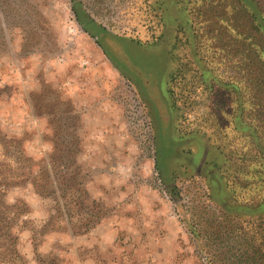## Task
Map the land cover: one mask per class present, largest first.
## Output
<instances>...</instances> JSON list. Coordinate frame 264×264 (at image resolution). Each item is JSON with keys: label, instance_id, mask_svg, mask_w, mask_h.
Returning a JSON list of instances; mask_svg holds the SVG:
<instances>
[{"label": "rangeland", "instance_id": "1", "mask_svg": "<svg viewBox=\"0 0 264 264\" xmlns=\"http://www.w3.org/2000/svg\"><path fill=\"white\" fill-rule=\"evenodd\" d=\"M234 1L0 0V137L34 177L0 187L21 207L19 261L1 229L0 264H223L210 222L258 200L228 187L256 153L236 109L264 72ZM172 75L187 106L169 103Z\"/></svg>", "mask_w": 264, "mask_h": 264}, {"label": "trees", "instance_id": "2", "mask_svg": "<svg viewBox=\"0 0 264 264\" xmlns=\"http://www.w3.org/2000/svg\"><path fill=\"white\" fill-rule=\"evenodd\" d=\"M258 1L235 0L234 2L239 8L245 9L248 13L251 32L259 34L264 39V11L262 4ZM180 69H184V72L186 71L185 69L193 72V69L188 68V65H185V63L181 65ZM176 78L177 75L170 76L166 83V94L169 103L171 102L173 107L177 109L180 106H187L183 101L185 98L191 99V96L196 95H187L185 94L184 87L183 89H179L175 86ZM250 84L251 86L247 89L246 93L247 97L244 99L246 106H240L236 110L244 114L246 108L248 109L247 115L251 116V120H245V122H248L246 123L245 131L248 137L252 138L249 140L252 144L250 150L254 151L256 149V153L250 154V162L240 171L241 176H237V180L233 182L234 186L230 184L228 191L230 194H233L235 188L240 187L238 189L240 191L236 192L239 194H249V192L253 191L258 195L256 197L258 200L256 202L248 201L253 196H246L247 200H245L246 198L244 200H237L238 196L234 197L232 195L233 197L230 198L232 202L224 201V205L219 207L221 210L219 217H222L223 220L210 222L215 227L217 223L218 227L217 230L214 228L210 232L215 236L216 242L219 244V251L213 257L221 256V262L223 261V264H264V72L260 71L256 73V77H251ZM212 87L208 85L207 88L211 90ZM186 90L189 89L186 87ZM198 102L201 103L202 101L197 98L196 103L199 104ZM235 116L237 119L240 117L238 113ZM62 177L65 179L64 189L66 190L68 186V173L64 172ZM46 178L47 181L49 180L47 187L53 188L54 179L48 175ZM30 179H34L32 174V161L30 162V159L20 151L18 141L16 142L14 138L6 139L0 137V187L2 185L18 184ZM1 197L2 193L0 191V230L5 229L7 237L11 242V247L9 248L10 256H13L15 261H19L20 256L16 252V249L12 247L16 242V237L12 235L11 230L21 212V207L17 204L4 206V204L2 205ZM68 198V195H64V203H66V206L69 204ZM247 210L255 213H246ZM72 215H76L77 218L80 217V214L77 213H72ZM68 217L71 218V214L68 213ZM222 222H225L226 225H218L222 224ZM192 235L196 242H199L203 233L201 231L198 233L192 232ZM209 239H212V237ZM199 247L201 252L203 247L201 245ZM210 250V253L213 252L212 249ZM208 262L209 264H216V261H212L210 257H208Z\"/></svg>", "mask_w": 264, "mask_h": 264}]
</instances>
